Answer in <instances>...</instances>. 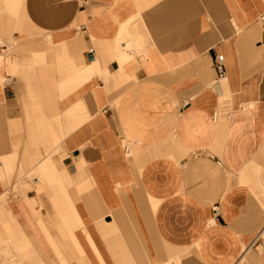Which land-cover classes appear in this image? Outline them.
Segmentation results:
<instances>
[{
	"label": "crops",
	"instance_id": "crops-1",
	"mask_svg": "<svg viewBox=\"0 0 264 264\" xmlns=\"http://www.w3.org/2000/svg\"><path fill=\"white\" fill-rule=\"evenodd\" d=\"M0 264H264V0H0Z\"/></svg>",
	"mask_w": 264,
	"mask_h": 264
},
{
	"label": "built area",
	"instance_id": "built-area-1",
	"mask_svg": "<svg viewBox=\"0 0 264 264\" xmlns=\"http://www.w3.org/2000/svg\"><path fill=\"white\" fill-rule=\"evenodd\" d=\"M214 68H215L217 80H224L225 70L223 64V55L218 54L215 56Z\"/></svg>",
	"mask_w": 264,
	"mask_h": 264
},
{
	"label": "rangeland",
	"instance_id": "rangeland-1",
	"mask_svg": "<svg viewBox=\"0 0 264 264\" xmlns=\"http://www.w3.org/2000/svg\"><path fill=\"white\" fill-rule=\"evenodd\" d=\"M56 153H57L56 151H55V152H53V155H52V157H54ZM23 174H24V173H23L22 171H21V172H18V176H20V177H21V176H23ZM26 176H27V178L30 180V183H31V180H32L31 178H32L33 176H31V177H30V175H27V174H26ZM21 181H22V180H21ZM26 187H28V188H29V186H28V185H26ZM30 187H31V186H30ZM37 189H38V188H37ZM38 191H39V190H37V192H38ZM46 199H47V197H46Z\"/></svg>",
	"mask_w": 264,
	"mask_h": 264
}]
</instances>
